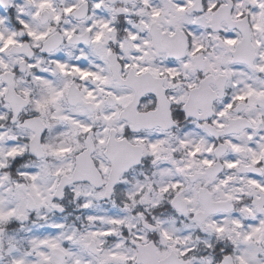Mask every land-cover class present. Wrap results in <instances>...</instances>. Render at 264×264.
I'll list each match as a JSON object with an SVG mask.
<instances>
[{
  "label": "snow or ice",
  "instance_id": "1",
  "mask_svg": "<svg viewBox=\"0 0 264 264\" xmlns=\"http://www.w3.org/2000/svg\"><path fill=\"white\" fill-rule=\"evenodd\" d=\"M0 264H264V0H0Z\"/></svg>",
  "mask_w": 264,
  "mask_h": 264
}]
</instances>
